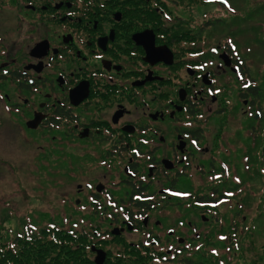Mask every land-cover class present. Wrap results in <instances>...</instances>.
<instances>
[{
  "label": "flooded vegetation",
  "instance_id": "obj_1",
  "mask_svg": "<svg viewBox=\"0 0 264 264\" xmlns=\"http://www.w3.org/2000/svg\"><path fill=\"white\" fill-rule=\"evenodd\" d=\"M201 1L0 0V138L23 142L29 131L85 148L81 157L103 171L77 180L83 195L71 216L80 215L92 246L119 240L181 252L228 199L201 202L205 194L190 190L194 175L224 176L230 164L226 144L233 143L221 130L210 141L202 123L241 101L258 118L262 96L249 88L261 93L264 83L251 79L233 36L213 44L204 38L223 17L201 21L199 6L194 10ZM205 2L237 12L231 0ZM170 206L177 224L166 221ZM107 221L125 228L119 237Z\"/></svg>",
  "mask_w": 264,
  "mask_h": 264
},
{
  "label": "rangeland",
  "instance_id": "obj_2",
  "mask_svg": "<svg viewBox=\"0 0 264 264\" xmlns=\"http://www.w3.org/2000/svg\"><path fill=\"white\" fill-rule=\"evenodd\" d=\"M197 5L199 6L198 12H200L201 21H205L203 18L204 14L208 17L218 12L217 14L223 17L217 23L216 28L212 30L207 28L209 37L204 38L213 44L220 41V38L231 39L233 36L237 44L235 45L238 54L242 53L245 59V69L250 72L251 79H257L263 87L264 0H231L230 5L237 7V12L235 13L221 8L222 5L220 3L209 4L204 0L201 5L196 3L195 11H197ZM189 12V10L185 11L188 15ZM191 13L193 14V11ZM227 77L229 76L227 75ZM241 85H243V81ZM261 96V103H258L262 106L263 115L260 114L258 118H250L255 114L252 107L249 108V114L248 112L244 113L242 108L246 107V104L241 101V103H238V108L217 114L218 117L209 118L208 122L202 123L210 141L214 138L213 135H217V132L221 130L219 133L225 135V140L229 139L233 143L227 142L226 144L229 148V152L226 154L229 158L227 160H229L230 168L225 172L224 176L216 172H212V174L210 172H201L194 175L192 178L193 188L190 189L195 193H204L208 196L217 197V199L221 198L218 195L220 190L227 193L229 201L224 203V205L218 206L216 211L218 213L228 212L231 216H240V211H237L235 207L236 204L239 205L241 201H245L244 215L239 232H242L240 229H247V225L250 226L258 218L261 211L259 204L264 196V162L261 161L262 158L259 156L261 146H255L256 141L253 144L250 143L254 149H250L247 145V139L253 140L251 137L252 132L264 129V121H262L264 117V89ZM236 101L237 98L232 99L233 103H236ZM208 105L212 109L217 107V104L211 101ZM204 112V117H210L211 113L208 107L204 109ZM252 113L253 115H251ZM247 116H249L248 121L246 120ZM220 123L222 124L220 125ZM247 123L248 125L246 126ZM174 126L169 124L171 135L174 133ZM262 126L263 128L261 129L260 127ZM4 133L7 134L8 131ZM22 137H25L23 142L17 136L9 139V136L2 135L0 138V225L3 223L8 227H14L19 222L18 218H29L32 215L36 218L35 222L44 225V219H40L39 216L47 215L48 211L51 212L52 216L57 213L61 214V212L67 215L72 212L77 215L73 210V205L76 202L75 198L83 195L78 191L77 182L83 181L81 179L84 176L91 177L96 173L102 172L101 167L93 164V160L88 161L85 159L86 157H81V155L85 154V148L81 150L77 148L71 149L66 145L54 143L51 141L53 139L49 137V134L48 138H46L43 134L39 137L33 132L26 131L25 136ZM223 153L225 154V152ZM69 154L75 155L79 160L74 164L70 163ZM256 169L260 171L261 175H258L255 171ZM70 173H73V177ZM229 191H232V193ZM235 191H238V194ZM247 191L249 193H246ZM190 199H185V204H189L188 208L192 211L195 207ZM12 208H14L16 215L13 214ZM176 209V206H170L168 209L169 215L166 217V221H174L172 225L178 223ZM5 211H9L10 214L7 215ZM18 211H22L23 215L21 217H19ZM83 213L89 212L85 210ZM79 216H76L75 219L79 221L80 225L84 224ZM6 217L9 219L6 220ZM261 217L258 220L259 229L250 235H246L248 239L251 238V235H255V238L259 240L257 241L258 246L264 243V214ZM212 218L214 217L212 216ZM218 219H220L219 216ZM229 223L232 224L231 221H228ZM214 224L215 220L205 223L200 228L202 234L197 240L187 241V247L175 255L166 254V256H169L167 259L153 260L156 256L155 254L153 255V250L150 252L143 249L144 253H152L151 255L153 256L152 258L148 257V261L145 264H186L181 261L183 255L191 254L195 251V253L205 252L207 250L201 243L200 238L204 235V232L208 231L207 228H212L215 226ZM104 226L114 227L113 223L108 221L104 223ZM118 226L121 227L120 225ZM228 230L231 231V229ZM138 236L139 234L136 233L129 236V238L135 239ZM105 248L112 249L114 254H119V251L123 250V246L117 242H111ZM213 249L226 252V263L224 262V264L244 263V260L239 259L238 256L240 249L238 251L226 248ZM93 255L95 256V252ZM222 255L220 254L221 258H223ZM247 261L250 260L247 259Z\"/></svg>",
  "mask_w": 264,
  "mask_h": 264
},
{
  "label": "trees",
  "instance_id": "obj_3",
  "mask_svg": "<svg viewBox=\"0 0 264 264\" xmlns=\"http://www.w3.org/2000/svg\"><path fill=\"white\" fill-rule=\"evenodd\" d=\"M249 90L255 97H260L262 93H260L261 90L258 86H251ZM262 121H264V117ZM260 128L262 129L263 126ZM251 137L253 140L247 139V145L250 149H254L250 143L253 144L256 141L255 146H261L259 156L262 158L261 161L264 162V129L252 132ZM229 168L230 166H228V170ZM255 171L258 175H261L260 171L257 169ZM229 192L232 193V191ZM235 192L238 194V191ZM246 193H249V191ZM219 194H223V197H229L222 190H220ZM207 197L210 196L207 194L200 195L199 200L210 201L205 200ZM246 198L248 199V197ZM221 205L224 204L222 203ZM263 205L264 196L259 204L261 211L256 219L257 221L254 220L253 224L247 225V229H240L242 232H239V227L244 215L245 201H241L239 205L236 204L235 209L240 211V216L238 217L236 215L231 216L228 212L218 213L216 211L218 207H216L214 211L217 215L214 218L215 226L207 228L208 231L204 232V235L200 238L201 243L207 250L205 252L195 253V251L194 253L183 255L181 261L186 264H224V262L226 263V252L217 251L213 248H226L234 251L240 249L238 256L239 259L244 260L243 264H264V243L258 246L257 241L259 240L255 238V235H251L250 239L246 237V235H250L259 229L258 220L264 214ZM5 212L7 215L10 214L9 211ZM12 212L15 214L14 208H12ZM18 213L19 217L23 215L22 211H18ZM69 214H72V212ZM218 216L220 219H218ZM39 218L44 219V225L35 222L36 218L33 215L29 218H18L19 222L14 227H8L1 223L0 264H97L93 255L92 242L88 239V232L82 228L77 220L62 212L52 216L50 211H48L47 215L39 216ZM5 219L8 220L9 218L6 217ZM228 221H231L232 224H228ZM228 229H231V231ZM116 237H119V235H116ZM117 242L120 243L119 240ZM123 246V250L119 251V254H114L112 249L108 248V256L104 264H145L148 261V257H153L152 253H144L142 248L132 246L127 242ZM144 250L152 252L149 249ZM154 254L156 256L153 260L159 261L161 258L167 259L169 257L166 256L168 253H155L153 251ZM220 254H223V258L220 257ZM249 255L251 256L249 257ZM171 257L174 258L172 255ZM247 259L250 261H247Z\"/></svg>",
  "mask_w": 264,
  "mask_h": 264
},
{
  "label": "water",
  "instance_id": "obj_4",
  "mask_svg": "<svg viewBox=\"0 0 264 264\" xmlns=\"http://www.w3.org/2000/svg\"><path fill=\"white\" fill-rule=\"evenodd\" d=\"M98 251L99 252L97 253L96 262L98 264H103V262L105 260L106 253H104L103 250H98Z\"/></svg>",
  "mask_w": 264,
  "mask_h": 264
}]
</instances>
